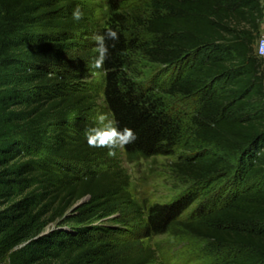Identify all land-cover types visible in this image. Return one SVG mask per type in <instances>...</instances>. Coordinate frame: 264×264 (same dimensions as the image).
<instances>
[{
    "label": "trees",
    "instance_id": "trees-1",
    "mask_svg": "<svg viewBox=\"0 0 264 264\" xmlns=\"http://www.w3.org/2000/svg\"><path fill=\"white\" fill-rule=\"evenodd\" d=\"M104 1L98 20L79 0H0V258L155 264L139 239L170 234L207 241L216 264H264L261 0ZM108 28L119 38L96 69L95 42L82 39ZM137 61L165 72L134 73ZM178 96L194 108L171 107ZM98 113L135 132L128 161L175 158V174L219 183L214 194L142 213L117 159L84 140Z\"/></svg>",
    "mask_w": 264,
    "mask_h": 264
},
{
    "label": "rangeland",
    "instance_id": "rangeland-1",
    "mask_svg": "<svg viewBox=\"0 0 264 264\" xmlns=\"http://www.w3.org/2000/svg\"><path fill=\"white\" fill-rule=\"evenodd\" d=\"M79 2L87 4L92 8L96 19L99 20L104 17L106 13L104 0H79ZM259 37L260 34H257L254 46H256ZM82 40L87 41L93 39L92 36H84ZM86 68L84 66L82 80L90 84H95L100 79L101 74L90 70L88 67ZM163 70V67H146L145 63H141V61H137L133 67L134 73H146L150 77L157 76ZM169 103L171 107L178 110L191 111L194 108V98L192 97L178 96L171 99ZM115 158L129 177L130 185L128 191L133 201L140 205L142 213L145 212L147 206L153 203L169 202L197 189L203 190L207 195L214 194L218 187L217 184H219L217 182H193L186 177L175 174L170 164L175 158L157 156L128 161L121 148L117 150ZM202 194L204 196V193ZM190 211L191 209L187 210L186 215ZM110 218L108 217L104 221L110 222ZM99 222L97 221L96 223L98 224ZM135 231H138V229H128L120 233L119 237ZM139 240L145 247H150V249L155 251L158 261L155 264H216L218 260V256L209 247L207 241L190 235L173 236L167 234L146 238L140 237ZM0 264H8L7 259L0 258Z\"/></svg>",
    "mask_w": 264,
    "mask_h": 264
},
{
    "label": "clouds",
    "instance_id": "clouds-1",
    "mask_svg": "<svg viewBox=\"0 0 264 264\" xmlns=\"http://www.w3.org/2000/svg\"><path fill=\"white\" fill-rule=\"evenodd\" d=\"M82 15L83 13L79 7L74 8L71 12L74 21H79ZM118 38L117 31L112 28L106 29L103 34L92 37L96 45V56L91 67L102 68L104 61L109 56V46L105 41H117ZM83 136L89 147L106 149L109 157H115L118 149L126 144L133 143L137 139L131 128L120 127L114 118H110L105 113H98L94 117L93 124L85 128Z\"/></svg>",
    "mask_w": 264,
    "mask_h": 264
},
{
    "label": "built area",
    "instance_id": "built-area-1",
    "mask_svg": "<svg viewBox=\"0 0 264 264\" xmlns=\"http://www.w3.org/2000/svg\"><path fill=\"white\" fill-rule=\"evenodd\" d=\"M261 10H262V16L259 26L260 37L255 46V54L258 58H260L263 61V65H264V0H261Z\"/></svg>",
    "mask_w": 264,
    "mask_h": 264
},
{
    "label": "water",
    "instance_id": "water-1",
    "mask_svg": "<svg viewBox=\"0 0 264 264\" xmlns=\"http://www.w3.org/2000/svg\"><path fill=\"white\" fill-rule=\"evenodd\" d=\"M83 200H81L79 203H81Z\"/></svg>",
    "mask_w": 264,
    "mask_h": 264
}]
</instances>
